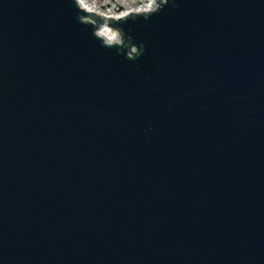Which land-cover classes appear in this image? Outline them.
Segmentation results:
<instances>
[{"label":"water","instance_id":"1","mask_svg":"<svg viewBox=\"0 0 264 264\" xmlns=\"http://www.w3.org/2000/svg\"><path fill=\"white\" fill-rule=\"evenodd\" d=\"M83 14L0 0V264H264V0Z\"/></svg>","mask_w":264,"mask_h":264},{"label":"rangeland","instance_id":"2","mask_svg":"<svg viewBox=\"0 0 264 264\" xmlns=\"http://www.w3.org/2000/svg\"><path fill=\"white\" fill-rule=\"evenodd\" d=\"M88 1H92V3L95 4H100V6L106 7L109 10L123 11L125 8L133 7L136 4L141 3L143 0H88Z\"/></svg>","mask_w":264,"mask_h":264},{"label":"bare ground","instance_id":"3","mask_svg":"<svg viewBox=\"0 0 264 264\" xmlns=\"http://www.w3.org/2000/svg\"><path fill=\"white\" fill-rule=\"evenodd\" d=\"M149 5H152V2H151V0H150V3H149V4H147L146 6H149ZM146 6H144V7H146ZM144 7H142V6L140 7V6H139V7H136L135 9H136V10H139V9H142V8H144Z\"/></svg>","mask_w":264,"mask_h":264}]
</instances>
